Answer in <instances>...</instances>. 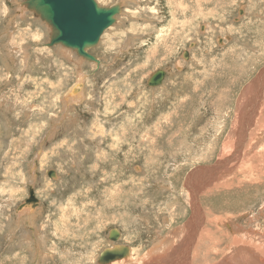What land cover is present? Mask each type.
Listing matches in <instances>:
<instances>
[{
    "label": "rangeland",
    "instance_id": "rangeland-1",
    "mask_svg": "<svg viewBox=\"0 0 264 264\" xmlns=\"http://www.w3.org/2000/svg\"><path fill=\"white\" fill-rule=\"evenodd\" d=\"M23 1L0 0V264H97L112 243L143 255L190 218L185 179L219 161L241 92L264 70V0H96L121 8L88 49L98 65L48 47ZM78 83L82 101L63 112ZM231 172L221 180L240 183L199 193L203 213H240L236 224L264 233V176ZM30 191L34 222L16 226ZM209 229L215 260L244 237Z\"/></svg>",
    "mask_w": 264,
    "mask_h": 264
},
{
    "label": "bare ground",
    "instance_id": "bare-ground-1",
    "mask_svg": "<svg viewBox=\"0 0 264 264\" xmlns=\"http://www.w3.org/2000/svg\"><path fill=\"white\" fill-rule=\"evenodd\" d=\"M125 1L134 2L135 0L134 1L125 0ZM96 2L99 6H101V3L99 4L98 1ZM120 3L122 4L123 0ZM17 7L18 9H20L18 10L20 11V15L22 13H25V11H28L26 9L25 4L19 3ZM30 13L33 14L32 11ZM33 15L37 18L36 14ZM45 26L48 27V29H50L52 33L51 27L47 25ZM60 48L64 50V51L61 50L62 51L61 53L63 54L66 53L68 57L73 52L71 49H67L65 47H62L61 45ZM77 82L81 83L82 81L78 80ZM80 83L75 85L77 89L74 90L76 91L75 93H72V89H71L67 91L64 97H62L63 100H61V103L63 104V108H64L63 112H67L68 110L66 109L67 107L70 106L72 107L71 109H73L74 104H78L79 102L82 101L81 98L83 95H81L82 92L81 88L83 84ZM257 130L260 132L261 135L260 137H258V135L255 134ZM263 139H264V70L262 72H259V74L257 75V79L251 82L241 92V95L238 99L236 106L235 119L232 123L231 130L227 136V140L223 145L224 151H222L219 161L212 166L204 165V166H199V168H194L185 179L184 187L185 190L188 191L186 195L189 194V198H190L189 203L191 206V215L188 221L183 225L169 231L168 234L161 241L159 240V244L158 243L154 245L152 244L153 246L148 251L144 252L143 255L138 254L137 251H134L131 248L129 249L127 246L124 245L117 246L118 247L117 248L116 246H114L115 243L113 244L111 242L112 245L110 248L101 249L96 263L105 264L107 262L109 263L110 261H112L106 256H109L111 258L109 253L110 250L114 249V253L116 254L124 250L125 255L123 256L126 257L125 258L122 257L118 259H116L117 258L116 257L115 259H113V262L111 264H160V263L208 264L209 262L211 263L213 262L214 264H264V233H260L250 228L246 229L243 227L245 225L236 224L239 220V216L242 215L240 213H236L232 211L230 212L229 210L228 212H225L226 214L228 213L227 216L225 217L222 218L218 217V219H216L215 216L214 218L216 220H210L209 218L210 212H209L208 215H206L207 216V221H206L205 220L206 216L203 213V209L199 204V193H201V191L205 186L207 190L214 186L215 190L211 192L213 193V192H222L224 189L233 186L235 183L238 182L240 183L241 181L237 174L234 175L232 174L233 175L232 177L227 178L225 180L223 179L221 180L224 174L229 175L231 171H234V169L240 174H242L243 180H247L250 177L252 178L251 180H257L258 178L264 176V153H263L264 150L258 153L264 147ZM226 149L227 151H225ZM253 149H254V153L255 152L257 153L250 155ZM247 162H251L252 164L251 163L247 164ZM253 175L256 176L253 177ZM244 177H246V179ZM208 180L209 183L206 182ZM27 200L23 202L21 205H19V207L16 209V213H17V216L15 217V222L17 223L16 226L20 225V221L23 220L21 217H23L24 219L25 218L28 219V223L30 224L34 222L35 216L32 214L34 213L33 210L35 209V205L37 201L36 203L34 202L33 205V203L27 202ZM5 203H7V201H5ZM260 213L261 212H259V214ZM205 223H207L206 227L202 229L201 225H205ZM209 226L210 227L213 226L216 229H218V227L220 226L221 227L223 226L224 227L223 232L225 234L228 233L225 231L228 228V230L232 233L233 236L235 234H239L240 232H243L244 237L241 238L240 237L241 234H239L237 237H233L232 239H230L228 246L224 248L222 255L219 257V259L215 260L216 259L215 256H218L219 253L215 252L210 254V251L216 250V247L219 244V240L215 235L218 232V230H216L215 232L211 231L209 229ZM237 227L240 228L242 227L243 228L242 231L240 229H237ZM113 233H114L113 239H115L116 237L118 238L120 234L119 231H114L111 233V235ZM42 235L43 234H39L40 237ZM41 238L43 239V237ZM197 238L200 243L203 240H205V242H203V245L207 243V245H205L204 253H201L199 250L200 254H198V252L194 250L195 249L194 245ZM110 241L111 240H107V243L108 242L110 243ZM41 242L42 241H40V243ZM208 242L212 244V246ZM101 253L103 254L100 256Z\"/></svg>",
    "mask_w": 264,
    "mask_h": 264
},
{
    "label": "water",
    "instance_id": "water-1",
    "mask_svg": "<svg viewBox=\"0 0 264 264\" xmlns=\"http://www.w3.org/2000/svg\"><path fill=\"white\" fill-rule=\"evenodd\" d=\"M23 2L28 11H32L42 22L51 27L52 36L46 44L48 47L61 45L71 49L84 60L97 65L99 61L88 52V49L98 44L103 32L115 23V16L121 11L120 5L103 7L95 0H24ZM164 76L163 70L152 73L147 79L148 87L160 85ZM74 90H77L76 87L72 89V93L76 92ZM33 196L30 191L27 202L34 205L37 200ZM109 255L111 258L106 257L113 260L116 257L122 258L125 254L124 250L116 254L112 249Z\"/></svg>",
    "mask_w": 264,
    "mask_h": 264
}]
</instances>
